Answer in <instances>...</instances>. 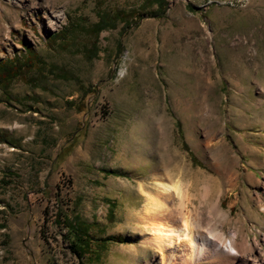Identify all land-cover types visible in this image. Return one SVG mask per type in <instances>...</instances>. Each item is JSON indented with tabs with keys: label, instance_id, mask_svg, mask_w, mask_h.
<instances>
[{
	"label": "rangeland",
	"instance_id": "1",
	"mask_svg": "<svg viewBox=\"0 0 264 264\" xmlns=\"http://www.w3.org/2000/svg\"><path fill=\"white\" fill-rule=\"evenodd\" d=\"M24 42L68 78L0 88V264H163L137 219L155 171L200 212L192 264H264V0H0V59Z\"/></svg>",
	"mask_w": 264,
	"mask_h": 264
},
{
	"label": "bare ground",
	"instance_id": "2",
	"mask_svg": "<svg viewBox=\"0 0 264 264\" xmlns=\"http://www.w3.org/2000/svg\"><path fill=\"white\" fill-rule=\"evenodd\" d=\"M150 179L153 190L146 193L142 211L137 216L138 220L145 221L143 225L149 230L143 243L158 252L163 264H192L196 259L203 258L207 237L200 232L196 234L192 229V225L197 229L201 227L202 218L197 208L193 207L194 211L190 212L189 204L186 206L189 192L181 189L180 179L168 182L159 171L151 173ZM205 180L208 179L205 177ZM174 193L179 197L181 212H177L172 205ZM245 244L237 245L239 250L235 244V252L244 249Z\"/></svg>",
	"mask_w": 264,
	"mask_h": 264
},
{
	"label": "trees",
	"instance_id": "3",
	"mask_svg": "<svg viewBox=\"0 0 264 264\" xmlns=\"http://www.w3.org/2000/svg\"><path fill=\"white\" fill-rule=\"evenodd\" d=\"M154 2L157 3L158 14H161L165 10L167 0H148V3L152 5ZM153 15H157L153 13ZM110 18L101 17L100 20L93 24V31L95 33H100L102 30L114 27L115 21L111 22L108 20ZM70 25V24H69ZM76 25L71 24L69 26H64L61 30L50 34L47 37V43L52 45L57 42H65L69 36V32L78 28ZM33 69L39 70L43 75L46 74H55L59 78H68L67 73L64 69L58 67L56 64H48L32 47L31 44L25 43L23 45V51L20 54H15L12 58L0 59V88L6 89L5 85L11 80L23 76L25 81L32 86H37L38 83L34 77H26L24 73ZM48 72V73H47ZM46 73V74H45ZM45 88V86H42ZM7 183L8 181H4ZM61 219L62 215H58ZM63 224L69 231L70 235L68 237V243L71 247V250L75 254L85 253V250L90 246V240L88 239V230L83 225L84 223L76 219V222L73 223L72 220L65 219ZM104 242L108 241H121L116 236H106L102 238Z\"/></svg>",
	"mask_w": 264,
	"mask_h": 264
},
{
	"label": "crops",
	"instance_id": "4",
	"mask_svg": "<svg viewBox=\"0 0 264 264\" xmlns=\"http://www.w3.org/2000/svg\"><path fill=\"white\" fill-rule=\"evenodd\" d=\"M144 192V191H143Z\"/></svg>",
	"mask_w": 264,
	"mask_h": 264
}]
</instances>
